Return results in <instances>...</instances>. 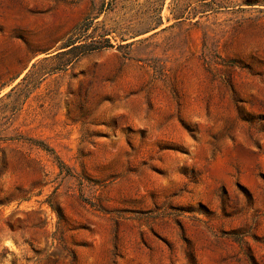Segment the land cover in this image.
Returning a JSON list of instances; mask_svg holds the SVG:
<instances>
[{
  "label": "rangeland",
  "instance_id": "obj_1",
  "mask_svg": "<svg viewBox=\"0 0 264 264\" xmlns=\"http://www.w3.org/2000/svg\"><path fill=\"white\" fill-rule=\"evenodd\" d=\"M0 264H264V0H0Z\"/></svg>",
  "mask_w": 264,
  "mask_h": 264
},
{
  "label": "trees",
  "instance_id": "obj_2",
  "mask_svg": "<svg viewBox=\"0 0 264 264\" xmlns=\"http://www.w3.org/2000/svg\"><path fill=\"white\" fill-rule=\"evenodd\" d=\"M91 27V22L90 23H88V22H84V23H82L80 26H78L77 28H76V30H83V32H84V36L85 37H87V35H88V30H89V28ZM77 41L78 40H76L75 38H73V37H71V38H69V40H68V42H67V47H71L67 52H59V53H57V54H55V55H53V56H50V57H60V56H63V55H73V57H75L76 55L78 56V55H80V54H76V50H78V49H85V50H82V52L81 53H85L86 51H92V50H95V49H99V48H102V46H98L97 44H95L94 42H91V43H89V44H84L85 46H81V45H76V43H77ZM47 59V58H46ZM44 149H46V150H48V151H54L52 148H46L45 146H44V144H40ZM56 159H57V161H58V163H59V167L61 168V170L62 171H67V172H69L70 170H68V168L66 167V165L64 164V162H62V160L58 157V156H56ZM52 207H53V205H52Z\"/></svg>",
  "mask_w": 264,
  "mask_h": 264
}]
</instances>
